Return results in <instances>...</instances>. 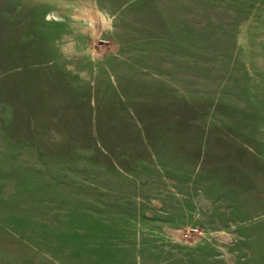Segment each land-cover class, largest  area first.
<instances>
[{"label":"rangeland","instance_id":"rangeland-1","mask_svg":"<svg viewBox=\"0 0 264 264\" xmlns=\"http://www.w3.org/2000/svg\"><path fill=\"white\" fill-rule=\"evenodd\" d=\"M0 264H264V0H0Z\"/></svg>","mask_w":264,"mask_h":264},{"label":"bare ground","instance_id":"bare-ground-1","mask_svg":"<svg viewBox=\"0 0 264 264\" xmlns=\"http://www.w3.org/2000/svg\"><path fill=\"white\" fill-rule=\"evenodd\" d=\"M87 14L92 21H95V19H96V11L95 10L88 11Z\"/></svg>","mask_w":264,"mask_h":264}]
</instances>
